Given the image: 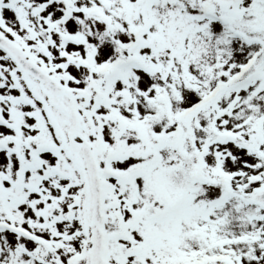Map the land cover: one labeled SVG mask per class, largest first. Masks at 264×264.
Returning a JSON list of instances; mask_svg holds the SVG:
<instances>
[{
  "label": "snow or ice",
  "instance_id": "snow-or-ice-1",
  "mask_svg": "<svg viewBox=\"0 0 264 264\" xmlns=\"http://www.w3.org/2000/svg\"><path fill=\"white\" fill-rule=\"evenodd\" d=\"M0 264H264V0H0Z\"/></svg>",
  "mask_w": 264,
  "mask_h": 264
}]
</instances>
